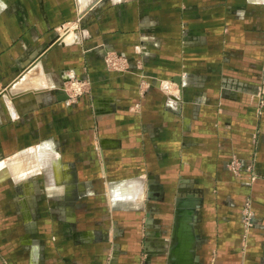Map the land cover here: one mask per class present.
I'll list each match as a JSON object with an SVG mask.
<instances>
[{
	"label": "crops",
	"instance_id": "0c3cea01",
	"mask_svg": "<svg viewBox=\"0 0 264 264\" xmlns=\"http://www.w3.org/2000/svg\"><path fill=\"white\" fill-rule=\"evenodd\" d=\"M95 2L0 0V264H264V0Z\"/></svg>",
	"mask_w": 264,
	"mask_h": 264
},
{
	"label": "rangeland",
	"instance_id": "374dc122",
	"mask_svg": "<svg viewBox=\"0 0 264 264\" xmlns=\"http://www.w3.org/2000/svg\"><path fill=\"white\" fill-rule=\"evenodd\" d=\"M98 3V1L100 0H96ZM81 24H82V17L78 18L75 22L71 23L70 25H66L63 27V30L61 29L60 31L63 32H59L58 33V37L56 41L60 42L62 33H65L67 31H72V29H78L80 30L81 28ZM55 41V42H56ZM109 61L106 62V59ZM113 61L115 62V64H113ZM105 64L106 67L109 70H114V71H121V72H127L129 71L130 68V60L128 59L127 56L125 55H120L117 54L116 52L114 53H109L106 55L105 57ZM140 68H142V66H139ZM73 82H77L81 88L80 92L77 94L75 93L74 89L71 88V86H73ZM177 84L173 83V82H166V83H161V87L164 91H166L167 94H172L174 92L175 89H177ZM150 86V81L148 79V76L144 73H140L139 74V90H140V94H144L145 91L149 88ZM89 88V82L87 79H79L77 77H72L71 79H69L66 83V85L64 86L63 89H60V91H63V93H66L68 95V99L70 102L74 103L75 101H77L79 99L80 96H82L85 92H87ZM74 97V98H72ZM138 106V104L136 105ZM6 158L5 157H1L0 158V165L3 164L4 160ZM13 159H16V161L20 160L21 162L19 164H17V166L14 167V162H13V169L11 168V170L13 171L14 169H17V174H15L13 172L12 177L16 178V176H20L21 174L26 173L28 170L31 171L32 168H35V165L37 164L36 161V157H14ZM19 162V161H18ZM17 162V163H18ZM2 166V165H1ZM228 167L229 169L235 174V175H242V173L244 171L249 172L251 167L250 166H245L242 164V161L240 159L235 158L234 160L230 161L228 163ZM14 170V171H15ZM24 172V173H23ZM255 178H252V180H254ZM1 181V180H0ZM1 184H3L1 182ZM253 216H254V212L253 209L251 207V205L249 203H247L243 209H242V223L244 228L247 227V229H250V227L253 226ZM252 219V223L251 226H247L248 223V219ZM249 224V223H248ZM144 230V228H143ZM144 254H141L140 257V264H145L144 263Z\"/></svg>",
	"mask_w": 264,
	"mask_h": 264
},
{
	"label": "built area",
	"instance_id": "2783aa9c",
	"mask_svg": "<svg viewBox=\"0 0 264 264\" xmlns=\"http://www.w3.org/2000/svg\"><path fill=\"white\" fill-rule=\"evenodd\" d=\"M109 61V58H108V60L106 59V62H108ZM113 64H115V62L113 61ZM71 88H73L74 89V91H75V93H79L80 92V90H81V88H80V86H79V84L77 83V82H73V86H71ZM72 98H74V97H72ZM249 223V224H248ZM248 223H247V226L249 227V226H251V223H252V219L250 218V219H248Z\"/></svg>",
	"mask_w": 264,
	"mask_h": 264
},
{
	"label": "water",
	"instance_id": "95a60500",
	"mask_svg": "<svg viewBox=\"0 0 264 264\" xmlns=\"http://www.w3.org/2000/svg\"><path fill=\"white\" fill-rule=\"evenodd\" d=\"M59 94L60 95L58 96V99L60 101H66L68 99V95L66 93H63V91H60Z\"/></svg>",
	"mask_w": 264,
	"mask_h": 264
},
{
	"label": "bare ground",
	"instance_id": "6f19581e",
	"mask_svg": "<svg viewBox=\"0 0 264 264\" xmlns=\"http://www.w3.org/2000/svg\"><path fill=\"white\" fill-rule=\"evenodd\" d=\"M183 214V213H182ZM178 230H180V229H178Z\"/></svg>",
	"mask_w": 264,
	"mask_h": 264
}]
</instances>
